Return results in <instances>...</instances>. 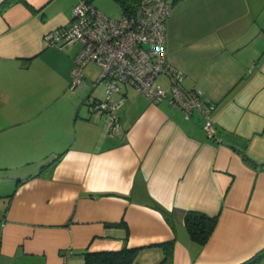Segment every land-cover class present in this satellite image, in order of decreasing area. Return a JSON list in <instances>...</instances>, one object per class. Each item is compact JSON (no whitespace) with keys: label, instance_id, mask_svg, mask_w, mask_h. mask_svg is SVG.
<instances>
[{"label":"crops","instance_id":"0c3cea01","mask_svg":"<svg viewBox=\"0 0 264 264\" xmlns=\"http://www.w3.org/2000/svg\"><path fill=\"white\" fill-rule=\"evenodd\" d=\"M77 1L0 0V264H84L83 251L123 247L140 248L132 264H239L264 249V0H168L166 58L214 104L219 140L197 110L125 84L110 135L86 102L105 86L83 69L85 86L69 88L79 46L42 42ZM187 211L217 216L202 246Z\"/></svg>","mask_w":264,"mask_h":264},{"label":"built area","instance_id":"2783aa9c","mask_svg":"<svg viewBox=\"0 0 264 264\" xmlns=\"http://www.w3.org/2000/svg\"><path fill=\"white\" fill-rule=\"evenodd\" d=\"M170 10L168 0H141L133 15L113 18L88 0H79L71 9L69 22L46 32L42 42L46 47L79 45L69 70L72 90L85 86L83 69L88 63L99 66L95 84L105 86V97L87 98L86 102L90 112L104 117L110 135L120 128L117 111L125 95L119 92V86L125 84L153 103L167 100L186 116L197 110L206 135L219 140L211 120L214 104L202 98L199 90L184 89L182 74L166 58L165 26ZM160 74L168 76L169 89L157 83Z\"/></svg>","mask_w":264,"mask_h":264},{"label":"trees","instance_id":"16d2710c","mask_svg":"<svg viewBox=\"0 0 264 264\" xmlns=\"http://www.w3.org/2000/svg\"><path fill=\"white\" fill-rule=\"evenodd\" d=\"M122 15H133L141 0H115ZM62 153L57 154L48 165L55 164ZM217 222V216H209L198 211H187L184 216V225L189 237L199 244L204 245L210 237ZM174 240L161 243L164 250V262L170 261L173 255ZM139 247H123L119 250L83 251L80 253L84 264H132L139 251ZM65 255V254H62ZM264 260V249L254 254L249 259L239 264H261ZM63 264H66L64 262ZM162 264V263H160Z\"/></svg>","mask_w":264,"mask_h":264},{"label":"rangeland","instance_id":"374dc122","mask_svg":"<svg viewBox=\"0 0 264 264\" xmlns=\"http://www.w3.org/2000/svg\"><path fill=\"white\" fill-rule=\"evenodd\" d=\"M79 1V0H78ZM77 1V3H78ZM91 4H93L97 9H99L102 13H104L105 15L109 16V17H119L121 15V10H120V6L119 4L115 1V0H88ZM78 44H64L61 47L64 48L66 50H69L70 52H75L78 49ZM84 71L86 73L87 79L88 81H90L89 79L97 77L99 72H100V68L99 66H97L94 63H88L85 67H84ZM123 86V85H121ZM83 88V87H82ZM99 89L103 88V86H98ZM81 88H78L77 90H79ZM72 90V89H70ZM74 91V90H72Z\"/></svg>","mask_w":264,"mask_h":264},{"label":"water","instance_id":"95a60500","mask_svg":"<svg viewBox=\"0 0 264 264\" xmlns=\"http://www.w3.org/2000/svg\"><path fill=\"white\" fill-rule=\"evenodd\" d=\"M91 98H94V97H91ZM96 99H99V98H96Z\"/></svg>","mask_w":264,"mask_h":264}]
</instances>
